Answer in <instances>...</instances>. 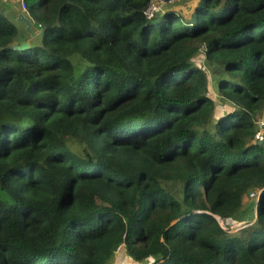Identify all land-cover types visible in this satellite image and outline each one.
<instances>
[{"label": "trees", "instance_id": "obj_1", "mask_svg": "<svg viewBox=\"0 0 264 264\" xmlns=\"http://www.w3.org/2000/svg\"><path fill=\"white\" fill-rule=\"evenodd\" d=\"M175 1L0 12V264H264V0Z\"/></svg>", "mask_w": 264, "mask_h": 264}, {"label": "rangeland", "instance_id": "obj_2", "mask_svg": "<svg viewBox=\"0 0 264 264\" xmlns=\"http://www.w3.org/2000/svg\"><path fill=\"white\" fill-rule=\"evenodd\" d=\"M190 0H188L187 2H189ZM186 3V2H185ZM185 3H183V0L180 1H175L174 3H172L173 6L178 7L180 9H185ZM0 6H6L8 8V10L10 11L11 14V18L14 22H16L15 24L18 25L20 27L21 30H24V34L27 37H30V46H34L35 44H37L39 42L40 39V31L37 30L36 25L33 23V31L35 36H32L30 34H32V32H30V30H27L26 25L23 21H18L17 19L14 20V15L17 16V12L23 13L24 15V11L21 4L18 1H13V0H0ZM156 6L158 7V4H156ZM187 6V5H186ZM159 10H161V8H159ZM9 13V12H8ZM25 17V15H24ZM205 53H206V47L204 45L201 46L200 48V52H199V56L197 57V64L200 65L204 70H206L207 73L210 74V76L212 77L211 80V87H212V91L215 92V97H216V108H222L224 106H227V101L223 99L222 95L219 94L218 91V79L220 76V72H222V68L218 67L216 65L211 64L208 59L205 57ZM77 59V58H75ZM79 60V59H78ZM253 195V194H251ZM137 262H132V260L129 258L125 247L122 245L118 248V250L116 251L115 257L112 261V264H135Z\"/></svg>", "mask_w": 264, "mask_h": 264}, {"label": "built area", "instance_id": "obj_3", "mask_svg": "<svg viewBox=\"0 0 264 264\" xmlns=\"http://www.w3.org/2000/svg\"><path fill=\"white\" fill-rule=\"evenodd\" d=\"M13 1H18L23 10H26L27 5L25 3V0H13ZM163 2H160V5H162ZM160 7L156 6V4L152 3V5L150 6L149 10H148V15L151 16L153 14V12L155 10H158ZM256 138L258 140H263V134L261 132H257L256 133ZM251 197H253L255 199V202L258 203L259 201V193L257 191L252 192ZM217 220L219 221V223L221 224V226L225 229V230H229V231H235L237 228L243 227L244 222L241 221H236L233 218H226V219H222L219 216L216 217Z\"/></svg>", "mask_w": 264, "mask_h": 264}, {"label": "water", "instance_id": "obj_4", "mask_svg": "<svg viewBox=\"0 0 264 264\" xmlns=\"http://www.w3.org/2000/svg\"><path fill=\"white\" fill-rule=\"evenodd\" d=\"M0 12L2 14H4V15H7L8 14V8L6 6H0ZM19 15H20V18L27 24V29L30 30V28H31L30 22L24 17L23 13H20ZM29 46L30 45H29L28 42H25V41L24 42H18V41H16V42H14L12 44L11 47L13 49H15V50H21V49L23 50V49H27ZM215 122H217V121H215ZM258 143L261 144V143H264V141L263 140H259Z\"/></svg>", "mask_w": 264, "mask_h": 264}, {"label": "crops", "instance_id": "obj_5", "mask_svg": "<svg viewBox=\"0 0 264 264\" xmlns=\"http://www.w3.org/2000/svg\"><path fill=\"white\" fill-rule=\"evenodd\" d=\"M8 12L10 13L9 10H8ZM19 12H20V11H19ZM19 12H17V14H16L17 16L14 15V18H13V19H14V20L17 19L18 21H23V20L20 18ZM24 15H25V18L28 19L27 14L24 13ZM23 22H24V21H23ZM15 23H16V22H15ZM24 23H25V22H24ZM25 25H26L25 28H27V24H26V23H25ZM17 26H18V25H17ZM18 29H19V32H20V37H18L16 41H18V42H24V41H25V42H28L29 45H30V44H31V43H30V37H31V36H30V37H27V36L24 34V30H21L19 26H18ZM27 30H28V29H27ZM30 35L35 36L34 33H32V34H30ZM262 118H264V112H263V116H262Z\"/></svg>", "mask_w": 264, "mask_h": 264}, {"label": "clouds", "instance_id": "obj_6", "mask_svg": "<svg viewBox=\"0 0 264 264\" xmlns=\"http://www.w3.org/2000/svg\"><path fill=\"white\" fill-rule=\"evenodd\" d=\"M259 200H260V198H259ZM258 202H259V201H258ZM254 203H255V205H257V204H258V203H256V202H255V199H254ZM256 208H257V207H255V211L257 210Z\"/></svg>", "mask_w": 264, "mask_h": 264}]
</instances>
